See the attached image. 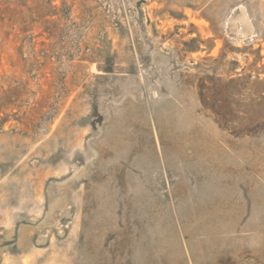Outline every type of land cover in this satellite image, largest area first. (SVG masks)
<instances>
[{
    "label": "rangeland",
    "instance_id": "1",
    "mask_svg": "<svg viewBox=\"0 0 264 264\" xmlns=\"http://www.w3.org/2000/svg\"><path fill=\"white\" fill-rule=\"evenodd\" d=\"M0 264H264V0H0Z\"/></svg>",
    "mask_w": 264,
    "mask_h": 264
}]
</instances>
